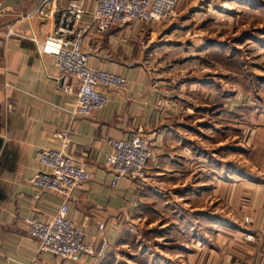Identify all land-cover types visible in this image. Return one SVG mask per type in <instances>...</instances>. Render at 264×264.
Wrapping results in <instances>:
<instances>
[{"label":"crops","instance_id":"1","mask_svg":"<svg viewBox=\"0 0 264 264\" xmlns=\"http://www.w3.org/2000/svg\"><path fill=\"white\" fill-rule=\"evenodd\" d=\"M30 1L22 0L20 7L0 14V264L118 262L127 246L123 235L129 228L141 226V205L149 194L167 200L174 190L182 197L179 188L188 182L182 170L194 142L187 137V125L175 121L182 115L171 109V96L162 91L163 80L150 77L142 57V52L149 54L151 48L163 46L162 37L170 30L160 31V23H127L113 26L104 35L86 37L83 50L89 55V64L122 75L128 86L122 91H107L109 102L105 107L79 116L75 113V90H60V74L53 57L39 53L36 42L55 31L60 12L71 1L89 12L95 0H38L47 16L34 14L27 20L23 15ZM66 129L69 143L65 151L91 173V179L68 200V217L85 231V241L93 245V254L83 256L78 263L39 253L23 220L31 216L48 221L62 202L52 192H42L34 200L36 191L29 180L40 168L38 153L60 147L53 132ZM137 130L151 139L154 151L146 182L138 185L125 180L112 189L104 164L110 150L107 141L128 138ZM255 136L252 134L248 141ZM262 144L256 138L252 146L264 149ZM260 166L261 177L247 182L249 185L242 184L243 190H237L230 179L221 182L217 194L227 219H218L211 243H205L208 249L203 248L202 239L203 247H198L194 263L264 264V156ZM246 216L248 222L243 220ZM99 222L104 223L102 231ZM245 235L252 238L246 240ZM103 239L109 243L105 263L97 255Z\"/></svg>","mask_w":264,"mask_h":264},{"label":"rangeland","instance_id":"2","mask_svg":"<svg viewBox=\"0 0 264 264\" xmlns=\"http://www.w3.org/2000/svg\"><path fill=\"white\" fill-rule=\"evenodd\" d=\"M158 25L170 33L142 57L194 142L182 170L188 182L182 197L149 194L141 226L123 235V259L110 264H196L198 247L208 249L218 219H227L221 182L243 190L263 174L264 149L252 143L264 145V0H180L175 17Z\"/></svg>","mask_w":264,"mask_h":264},{"label":"built area","instance_id":"3","mask_svg":"<svg viewBox=\"0 0 264 264\" xmlns=\"http://www.w3.org/2000/svg\"><path fill=\"white\" fill-rule=\"evenodd\" d=\"M180 0H95L91 11L77 1H71L60 12L55 31L42 42H36L38 52L53 57L54 66L60 74V90H75V113L89 116L109 102L108 92L122 91L128 86L125 77L112 71L94 68L89 64V55L83 50L88 36H101L113 26L127 23L153 24L170 21L176 15ZM34 14L47 16L38 3L31 0L25 7L23 17ZM87 16V18H84ZM11 29L8 34H11ZM69 130H56L52 136L59 141L58 149L44 148L37 155L39 170L29 180L35 189L34 200L42 192H52L62 198L57 211L50 220L25 216L27 234L37 242L39 253H50L62 260L78 263L83 256L93 254V245L85 241V231L68 217V200L73 192L91 179L89 169L76 162L65 150L69 143ZM151 139L141 130L128 138L109 139L110 150L105 154L104 164L108 169L109 186L117 189L125 180L138 185L145 184L149 163L154 156ZM244 222L249 217H244ZM99 231L104 223H98ZM250 235L244 239L250 240ZM109 243L103 239L97 255L103 257Z\"/></svg>","mask_w":264,"mask_h":264},{"label":"water","instance_id":"4","mask_svg":"<svg viewBox=\"0 0 264 264\" xmlns=\"http://www.w3.org/2000/svg\"><path fill=\"white\" fill-rule=\"evenodd\" d=\"M22 5V0H3L0 3V14L14 8H18ZM1 144V139H0Z\"/></svg>","mask_w":264,"mask_h":264}]
</instances>
